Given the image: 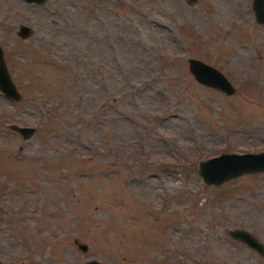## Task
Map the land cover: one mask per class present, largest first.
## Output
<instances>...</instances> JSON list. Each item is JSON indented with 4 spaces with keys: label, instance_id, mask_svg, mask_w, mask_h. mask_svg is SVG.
<instances>
[{
    "label": "rangeland",
    "instance_id": "obj_1",
    "mask_svg": "<svg viewBox=\"0 0 264 264\" xmlns=\"http://www.w3.org/2000/svg\"><path fill=\"white\" fill-rule=\"evenodd\" d=\"M251 5L0 0L19 92L0 91L1 264H264L229 234L264 244V172L207 185L197 171L264 150V23ZM190 57L233 93L199 83ZM11 123L35 130L22 138Z\"/></svg>",
    "mask_w": 264,
    "mask_h": 264
},
{
    "label": "water",
    "instance_id": "obj_2",
    "mask_svg": "<svg viewBox=\"0 0 264 264\" xmlns=\"http://www.w3.org/2000/svg\"><path fill=\"white\" fill-rule=\"evenodd\" d=\"M26 2L41 3L44 0H25ZM252 12L255 21L264 23V0H252ZM31 28L24 23L18 26L17 34L25 39L30 34ZM188 69L192 76L201 84L218 89L225 94H231L234 87L229 79L216 67L205 61L190 57ZM0 91L9 99L19 97V92L13 83L3 61L0 47ZM10 128L16 130L22 138L28 137L35 127L32 125H19L11 123ZM197 171L203 183L207 185H219L229 178H234L246 173L264 172V150L256 152H222L209 156L197 162ZM230 236L248 245L250 248L264 255V244L250 231L243 228H232ZM83 250L87 248L85 243H78ZM1 264V262H0ZM85 264H102L97 259H89ZM207 264V263H190Z\"/></svg>",
    "mask_w": 264,
    "mask_h": 264
}]
</instances>
